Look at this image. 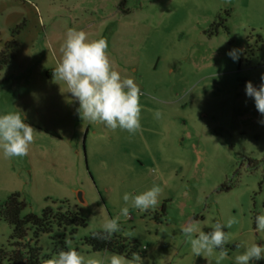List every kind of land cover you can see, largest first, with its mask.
Segmentation results:
<instances>
[{"label": "rangeland", "instance_id": "rangeland-1", "mask_svg": "<svg viewBox=\"0 0 264 264\" xmlns=\"http://www.w3.org/2000/svg\"><path fill=\"white\" fill-rule=\"evenodd\" d=\"M69 28L106 38L112 67L139 85L136 134L83 121L67 86L54 82ZM12 36L19 48L0 70V115L20 110L37 133L25 157L6 158L0 148V206L19 193L22 216L55 203L88 222L74 236L71 228L41 236L43 254L64 236L86 259L110 256L90 251L85 237L120 216L126 192L154 185L162 189L158 207L129 205L115 233L140 244L144 264H217L218 249L192 253L181 232L191 220L207 232L236 218L219 264L264 244L255 231L264 214V117L245 92L264 75V0H0V51ZM234 48L235 62L226 54ZM11 235L0 220V247Z\"/></svg>", "mask_w": 264, "mask_h": 264}, {"label": "clouds", "instance_id": "clouds-1", "mask_svg": "<svg viewBox=\"0 0 264 264\" xmlns=\"http://www.w3.org/2000/svg\"><path fill=\"white\" fill-rule=\"evenodd\" d=\"M107 49L106 38L89 40L84 30L69 28L61 47L62 56L53 70V80L59 85V82H63L67 86L66 93L78 101L77 112L83 121L102 124L113 131L119 128L134 135L142 127L140 97L144 93L133 78L122 77L112 67ZM226 54L234 62L239 59L238 49H231ZM245 92L254 99L256 110L264 117V75L258 87L251 81L246 82ZM162 115L161 111L155 110V119H161ZM259 123L264 124V119ZM36 133L34 127L26 122L22 111L0 115V148L6 158L27 156ZM161 192L162 189L156 185L139 195L126 192L123 195L125 206L120 216L125 219L130 217L129 205L141 212L155 209L160 203ZM120 216L106 219L100 231L92 233L93 238L110 241L115 233L121 231ZM236 223V218L230 217L226 223H214L211 230L206 232L199 229V221L191 220L181 226V232L196 256L204 253L211 255L218 249L219 264L228 255L225 245L231 238V233L226 232L225 228L230 229ZM255 225L256 232H264V214L256 216ZM262 259L264 244L259 243H253L235 257L236 264H252ZM41 264H144V261L139 253H132L131 259L116 253L101 259H86L75 248L69 247L51 258L42 259Z\"/></svg>", "mask_w": 264, "mask_h": 264}, {"label": "trees", "instance_id": "trees-1", "mask_svg": "<svg viewBox=\"0 0 264 264\" xmlns=\"http://www.w3.org/2000/svg\"><path fill=\"white\" fill-rule=\"evenodd\" d=\"M214 28L217 30L218 25H214ZM18 48L19 43L14 36L4 42L3 49L0 51V70L15 57ZM230 189L228 185L221 186V190L229 191ZM54 205L56 204L47 206L41 215L30 213L22 216L27 203L22 200L21 194L14 193L8 197L5 204L0 206V220L9 224L12 235L8 246L0 247V264H41L42 259L51 258L61 250H68V243L64 236H55L52 237L55 245L53 254H43L39 247V239L43 235H52L55 229L61 231L71 228V236H74L78 229L86 228L88 222L80 210L73 211L70 208L64 210L63 207ZM162 216H164V208ZM30 231L33 232L31 239H29ZM92 233L83 241L92 252L122 254L128 259H131L132 253H139L141 256V246L136 241H129L117 234H114L110 241H103L94 239Z\"/></svg>", "mask_w": 264, "mask_h": 264}, {"label": "water", "instance_id": "water-1", "mask_svg": "<svg viewBox=\"0 0 264 264\" xmlns=\"http://www.w3.org/2000/svg\"><path fill=\"white\" fill-rule=\"evenodd\" d=\"M79 200H80L81 203H84V200L82 198V194L81 193L79 194Z\"/></svg>", "mask_w": 264, "mask_h": 264}]
</instances>
